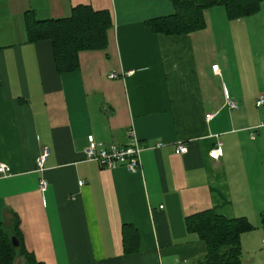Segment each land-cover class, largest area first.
<instances>
[{"label": "crops", "instance_id": "1", "mask_svg": "<svg viewBox=\"0 0 264 264\" xmlns=\"http://www.w3.org/2000/svg\"><path fill=\"white\" fill-rule=\"evenodd\" d=\"M82 5L110 12L108 46L58 73L52 43L27 42L24 15L68 18ZM173 13L170 0H0V163L10 169L0 176V222L11 232L18 218L37 262L196 264L206 245L185 220L212 210L254 226L240 237L243 264H264V106H255L264 85L252 83L253 50L232 35L243 22L214 7L206 27L186 35L145 24ZM130 130L143 147L140 172L84 159L88 136L122 145Z\"/></svg>", "mask_w": 264, "mask_h": 264}, {"label": "trees", "instance_id": "2", "mask_svg": "<svg viewBox=\"0 0 264 264\" xmlns=\"http://www.w3.org/2000/svg\"><path fill=\"white\" fill-rule=\"evenodd\" d=\"M174 13L148 20L145 24L154 34L181 36L206 27L204 12L222 7L229 20H239L260 11L264 0H170ZM28 43L50 41L58 73H68L79 67V54L84 51L105 50L112 16L107 10H94L91 6H76L68 18L40 20L35 12L24 15ZM264 226V219H263ZM186 229L206 245V253L196 264H243L240 237L253 230L245 218L227 219L212 210L193 214L185 220ZM12 231L0 222V264H16L21 258L24 264H42L28 253L19 233V220L14 216ZM16 237L14 248L11 238ZM128 254L134 250L125 249ZM136 252V250H135Z\"/></svg>", "mask_w": 264, "mask_h": 264}, {"label": "built area", "instance_id": "3", "mask_svg": "<svg viewBox=\"0 0 264 264\" xmlns=\"http://www.w3.org/2000/svg\"><path fill=\"white\" fill-rule=\"evenodd\" d=\"M212 72L217 73L218 66L213 65L211 67ZM113 74L111 78H114ZM225 105L230 110L238 108V104L233 102L226 96ZM256 108H261L264 106V96L259 95L255 101ZM264 123H261L258 127H263ZM255 128V129H256ZM254 132L250 133V136L253 137ZM129 141L122 145L109 144L105 145L100 142H96L92 136H88L86 140V145L83 149L84 159L88 162H95L100 168L113 170L117 167H124L131 173H137L141 170V152L143 147L140 145L139 140L136 138L134 132L130 130L128 132ZM164 145L162 143L155 144L154 148H160ZM187 152V148L182 143H177L176 153L184 154ZM50 152L48 148H43L37 159H36V171L42 173L44 171L45 162L49 156ZM222 155L221 143L217 142L215 147H213L209 153L208 157L212 161H217ZM10 172V169L7 165L0 163V176H7ZM79 185L82 186L83 182H79ZM47 182L41 178L38 183V188L40 193H44L47 189Z\"/></svg>", "mask_w": 264, "mask_h": 264}, {"label": "rangeland", "instance_id": "4", "mask_svg": "<svg viewBox=\"0 0 264 264\" xmlns=\"http://www.w3.org/2000/svg\"><path fill=\"white\" fill-rule=\"evenodd\" d=\"M246 18L248 17L239 20L243 22V25L246 21L249 22L248 20H251V23H248L249 26L244 28L243 25H241L239 31L237 29H232V35L238 38L240 45L246 44L250 50H253L250 62L251 70L253 71L252 83L257 84L258 87H262L264 85V74L262 72L264 69V4H262L259 12L252 15L249 19ZM241 22L239 24H241ZM257 86L255 85L253 88H257ZM263 219L264 218L260 219V221L263 222ZM16 264H23L22 259H17Z\"/></svg>", "mask_w": 264, "mask_h": 264}, {"label": "water", "instance_id": "5", "mask_svg": "<svg viewBox=\"0 0 264 264\" xmlns=\"http://www.w3.org/2000/svg\"><path fill=\"white\" fill-rule=\"evenodd\" d=\"M11 244L14 248H17L19 243H18V240L16 239V237H12L11 238Z\"/></svg>", "mask_w": 264, "mask_h": 264}]
</instances>
